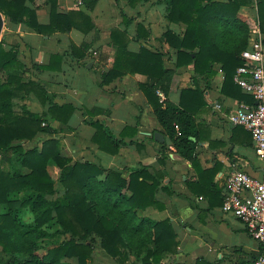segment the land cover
I'll use <instances>...</instances> for the list:
<instances>
[{
	"label": "trees",
	"instance_id": "obj_1",
	"mask_svg": "<svg viewBox=\"0 0 264 264\" xmlns=\"http://www.w3.org/2000/svg\"><path fill=\"white\" fill-rule=\"evenodd\" d=\"M59 1L45 0L51 8L48 25L40 24L37 8L28 6L36 5L37 0H0V13L10 24H24L36 34L72 30L88 34L95 28L82 11L59 13ZM125 1L134 8L148 0ZM86 2L92 8L93 3ZM250 2L166 0L167 20L186 26L182 34L172 30L164 34L165 43L177 50L176 71L193 64L196 75H205L212 63L222 62L224 83L236 86L234 76L244 64L242 53L249 48L250 32L259 27L264 33V0L257 4L258 18L239 16L240 9ZM147 37L149 31L139 25L136 39ZM111 39L117 54L113 68L102 74L103 85L124 74L147 77L140 87L154 116L176 153L194 162L198 130L185 99L201 93L183 91L178 106L170 102L176 71L165 63L164 55L146 47L138 54L129 52L126 30L113 28ZM52 59L61 60L57 55ZM37 68L48 70L49 66ZM27 74L19 46L9 49L4 40L0 41V207L5 208L0 214V264H91L97 247L114 264H161L176 255L180 245L172 222H154L140 213L148 207L163 208L157 194L166 189V173L145 166L125 171L105 169L64 156L54 122L67 125L75 108L52 104L46 88ZM158 92L167 100L161 102ZM31 96L48 106V111L38 114L18 104ZM248 103L254 104L252 96ZM89 124L96 130L92 141L99 149L117 154L120 141L113 132L99 120ZM44 135L47 138L41 149L24 147L25 142H35ZM160 163L165 165V157ZM51 166L59 169L58 179L50 174ZM26 213L32 214V223L25 220ZM42 248L47 250L45 255L39 254ZM131 255L136 257L135 262H129Z\"/></svg>",
	"mask_w": 264,
	"mask_h": 264
},
{
	"label": "crops",
	"instance_id": "obj_2",
	"mask_svg": "<svg viewBox=\"0 0 264 264\" xmlns=\"http://www.w3.org/2000/svg\"><path fill=\"white\" fill-rule=\"evenodd\" d=\"M86 1L93 3L92 8L87 7ZM28 6L37 8L40 24L50 23L51 8L45 0ZM166 7V0H148L134 8L125 0H60L59 13L82 11L88 14L95 28L88 34L79 30L36 34L24 24H10L0 13L3 20L0 41L4 40L9 49L19 46L27 76L46 88L52 104L75 108L67 125L54 122L59 131L57 136L63 142L66 140L64 144L67 143L70 152L68 155L62 149L64 156L105 169L125 171L145 166L166 173V189L157 194L163 208L148 207L140 212L154 222L170 220L178 235V253L161 264H253L262 253L260 244L241 221L222 211L227 181L233 172L242 169L255 177L264 173V160L256 154L250 132L228 123L229 115L240 103L252 105L248 103L250 96L236 83V86L224 83L226 74L222 62L212 63L211 71L205 75H196L193 64L176 71L177 50L165 43L164 34L168 30L182 34L186 26L170 23ZM238 13L242 19L258 18L253 1ZM139 25L149 31L150 37L136 39ZM113 28L128 32L129 52L138 54L146 47L164 55L165 63L176 71L168 96L170 102L178 106L183 91L201 93L185 99L198 130L194 162L176 153L154 116L140 87L147 77L124 74L103 85L102 74L113 68L117 54L111 39ZM141 35L145 36L143 32ZM53 55L61 60L52 59ZM48 66V70L37 68ZM160 98L161 102L167 100L165 95ZM18 103L29 106L34 113L48 111V106H43L35 96ZM217 104L221 109L214 107ZM91 120L104 123L120 141L117 154L101 151L92 141L96 130L89 124ZM157 133L163 135L162 143L155 139ZM44 137L25 142L24 147L41 149ZM164 157L165 165L160 163Z\"/></svg>",
	"mask_w": 264,
	"mask_h": 264
},
{
	"label": "built area",
	"instance_id": "obj_3",
	"mask_svg": "<svg viewBox=\"0 0 264 264\" xmlns=\"http://www.w3.org/2000/svg\"><path fill=\"white\" fill-rule=\"evenodd\" d=\"M256 9L259 0H252ZM243 66L239 67L234 82L253 97L254 105L245 102L228 117L232 127H243L250 132L256 154L264 160V35L258 27L252 31L249 48L242 53ZM159 97L164 96L158 92ZM221 105L214 107L221 109ZM222 211L241 221L246 231L262 248L253 264H264V173L255 177L245 171L233 172L226 185Z\"/></svg>",
	"mask_w": 264,
	"mask_h": 264
},
{
	"label": "rangeland",
	"instance_id": "obj_4",
	"mask_svg": "<svg viewBox=\"0 0 264 264\" xmlns=\"http://www.w3.org/2000/svg\"><path fill=\"white\" fill-rule=\"evenodd\" d=\"M19 104V103H18ZM28 109L30 111V108L28 106ZM47 137H44V139H46ZM43 139V140H44ZM61 140V150L63 149V152L67 153L68 155H70V152L68 151V147H67V143L64 144L66 142V140L64 139L65 142H63V138H60ZM26 144V143H24ZM31 147H33V145H30ZM74 161H77L78 159H72ZM49 172L52 175L53 178L58 179L59 177V169L57 167L51 166L49 168ZM56 187L58 188L59 185H56ZM5 213V208L3 206L0 207V214ZM25 220L29 223L33 222V216L30 213H26L25 214ZM64 238H61V240H63ZM45 245V243H44ZM47 253V250L42 248L39 252L40 255H45ZM136 257L134 255H131L129 257V262H135ZM91 264H114L113 260L110 259L109 257H107L104 253V251H102V249L100 247H97L94 250V254H93V259L90 262ZM74 264H76V262H74Z\"/></svg>",
	"mask_w": 264,
	"mask_h": 264
},
{
	"label": "water",
	"instance_id": "obj_5",
	"mask_svg": "<svg viewBox=\"0 0 264 264\" xmlns=\"http://www.w3.org/2000/svg\"><path fill=\"white\" fill-rule=\"evenodd\" d=\"M2 26H3V20H2V16L0 15V33H1ZM155 139L162 143L163 142V135L157 133V134H155Z\"/></svg>",
	"mask_w": 264,
	"mask_h": 264
}]
</instances>
